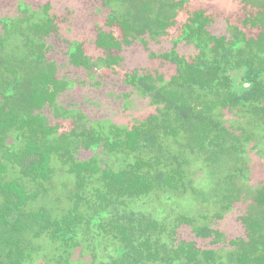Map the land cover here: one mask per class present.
Masks as SVG:
<instances>
[{"label":"rangeland","instance_id":"rangeland-1","mask_svg":"<svg viewBox=\"0 0 264 264\" xmlns=\"http://www.w3.org/2000/svg\"><path fill=\"white\" fill-rule=\"evenodd\" d=\"M140 1L0 0V105L6 104L1 94L2 78H12L7 69L10 67L16 70V75L26 78L32 67V54L43 55L45 64H53L56 78L68 84L58 92L53 104L44 103L38 110L45 123L52 127L45 143L58 148L52 153V179L44 184L47 192L37 189L29 179L22 178L28 190L37 194L36 199L29 201L26 210L44 206L58 218L74 206L75 179L67 171L71 159L81 162L94 158L100 168L113 169L124 165L125 160L132 162L136 156L131 150L122 147L111 150L107 145V137L115 136L118 130L128 131L135 126L150 124L148 120L152 115L161 120L165 114L172 119V125L179 126L180 121L174 120L175 114L168 111L164 103L144 96L128 76L147 75L156 86L162 85L163 81L171 83L178 69L165 55L175 53L192 62L199 52L190 40L175 41L193 13L203 11L205 17L208 16L206 22L203 15L206 30L217 37L229 39L233 26L248 36L257 32L251 22L243 23L255 12L243 0H184L183 3L182 0H147L154 24L145 34L129 35L124 39L119 23H110V17L116 15L120 20L128 19L127 12L136 14V8L142 7ZM171 2L180 4L172 8L171 16L166 12L169 25H157L159 5ZM5 18H11L12 24L6 25L2 21ZM141 22L139 20V24ZM42 23L51 26L46 34L41 32V28H36ZM99 31L114 35L120 46L110 50V55L116 57L115 64L93 69L90 76L88 65L105 59L107 55L97 45ZM36 43L41 46L40 51L35 48ZM71 46L79 47L80 58L85 64L74 63L69 52ZM184 94L192 103L197 95L203 93L195 88L186 89ZM202 102L200 100L199 104ZM215 105L211 116L223 125L222 131L228 138L226 146L230 149L220 152L207 142L203 146L197 145L183 129L174 136L168 132L169 128L166 129L168 131L161 130L152 155L164 153L160 168L177 170L179 167L184 183L177 189L158 186L146 199L139 200L137 206L145 214L150 212L153 216H157L154 211L158 208L165 209L159 221L166 225L162 238L169 249L178 241L192 240L202 249L217 251V255L224 259L222 263L228 264L227 254L239 250L243 241H249L245 219L256 217L258 208L256 210L254 194L264 189V119L246 113L240 106ZM78 120L82 125L76 124ZM82 128L93 132L92 139H87L97 142L95 148L88 145L86 137L80 134ZM24 144L14 129L4 137V145L13 150L24 148ZM234 145L240 153L231 148ZM217 151L220 156L215 158L212 154ZM143 152L144 157L148 156ZM228 175L232 178L237 176L230 180ZM5 177H20V168L10 163ZM224 193L231 196L230 203L226 204L229 198L224 199ZM162 196L166 198L161 199ZM95 202L93 191L86 189V197L77 205L89 216ZM200 226L211 230L199 236L193 228ZM85 236L77 237V243L70 249L69 262L65 264H103L110 261L116 245H110L104 237L100 248L95 251L93 239L86 236L85 240ZM233 240L241 244L235 245ZM32 241L39 251L33 257L34 264H45L54 255L55 245L46 236Z\"/></svg>","mask_w":264,"mask_h":264},{"label":"trees","instance_id":"trees-1","mask_svg":"<svg viewBox=\"0 0 264 264\" xmlns=\"http://www.w3.org/2000/svg\"><path fill=\"white\" fill-rule=\"evenodd\" d=\"M243 1L255 10L243 21L244 24L251 22L257 29L253 36H248L237 26H233L229 39L214 36L203 24L204 12L198 11L183 24L180 36L175 39L193 42L199 49L197 56L188 62L175 53L165 55L174 61L178 69L171 83L163 81L162 85L156 86L147 75L129 74L128 77L144 96L164 103L167 110L175 114L174 120L180 121L179 126L172 125V119L167 114L161 120L152 115L148 120L150 124L135 126L128 131L118 130L115 136H108L107 145L111 150L122 147L136 156L132 162L125 160V164L118 169L100 168L94 158L81 162L69 160L67 171L75 179L74 206L58 218L44 206L26 210L29 201L36 199L37 194L28 190L22 178L29 179L37 189L48 191L44 184L52 179V153L58 146L45 143L52 127L45 123L38 110L44 103L53 104L58 92L68 84L56 78L53 64H45L40 53L32 54V67L26 78L16 75V70L10 67L7 69L12 78H2L1 94L6 104L0 105V264H34L33 257L39 251L32 239L41 236H46L55 245L54 255L45 264H65L69 262L70 249L82 234L93 239L95 251L100 248L104 237L110 245H116L110 261L103 264H223L224 259L217 255V251L202 249L192 240L178 241L175 247L169 249L162 238L166 225L159 221L165 209L158 208L154 211L157 216H153L150 212H142L137 204L158 186L177 189L184 183L179 167L177 170L173 167L160 168L164 153L152 155L161 130L168 131L166 129L169 128L168 132L174 136L183 129L197 145L203 146L207 142L215 151L225 152L230 148L226 146L228 138L222 131L223 125L211 116L216 103L224 107L240 106L246 113L264 119V0ZM140 3L142 7L136 8V14L134 11L127 13L128 19L120 20L116 15L110 19V23H119L124 39L129 35H143L154 24L151 6L147 0ZM159 6V13L162 14V6L165 5ZM2 21L6 25L12 23L11 18ZM164 21L156 18L160 26L168 24ZM205 21H208L207 16ZM36 28H41V32L46 34L51 26L42 23ZM97 45L107 55L105 59L88 65L90 76L94 73L93 69L115 64L116 57L110 55V50L119 47L120 42L114 35L99 31ZM35 48L41 50L37 43ZM69 52L74 63L85 64L80 58L79 47L71 46ZM195 88L203 94L197 95L196 100L190 103L184 92ZM200 100L203 102L199 104ZM76 124L82 125L81 120ZM11 129L17 132L19 140L25 141L24 148L13 150L4 145V137ZM80 134L92 139L93 132L82 128ZM87 143L93 148L97 146V142H89L88 139ZM231 148L240 153L236 145ZM143 151L148 156L144 157ZM212 155L216 158L219 153L213 152ZM10 163L20 168V177H5ZM236 176L227 177L235 180ZM88 186L90 188H86ZM86 189L93 191L97 201L91 206L93 213L89 216L81 212L77 205L86 197ZM227 194L223 195L224 199L229 198L226 204L231 202V196ZM254 201L256 210L258 208L256 217L245 219L249 241H243L239 250L227 254L228 264H264V189L254 194ZM193 230L201 236L211 229L200 226ZM233 242L241 244L236 240Z\"/></svg>","mask_w":264,"mask_h":264},{"label":"flooded vegetation","instance_id":"flooded-vegetation-1","mask_svg":"<svg viewBox=\"0 0 264 264\" xmlns=\"http://www.w3.org/2000/svg\"><path fill=\"white\" fill-rule=\"evenodd\" d=\"M175 3H176V2H175ZM175 3H173V2L168 3L169 5H168V4H164L165 6H162V10H163L162 14L159 13V10H160V8H161V7L159 6L158 13L156 14V16L158 17V19H159L161 22H163V21L165 20V21H167V23H168L167 25H169V21L167 20V16H168V15L171 16L172 13H170V11L172 10V8H174V6H175L174 4H175ZM170 4H171L172 6H171ZM166 12H168V13H170V14L166 15ZM127 13H128V12H127ZM113 16H114V15H113ZM113 16L110 17V18H114ZM157 17H156V18H157ZM207 17H208V16H207ZM165 21H164V22H165ZM11 24H12V23H11ZM156 24L160 26V23H159V22H156ZM7 25H8V24H7ZM167 25H166V26H167ZM41 55H42V54H41ZM42 57H43V56H42ZM42 60H43V58H42Z\"/></svg>","mask_w":264,"mask_h":264}]
</instances>
